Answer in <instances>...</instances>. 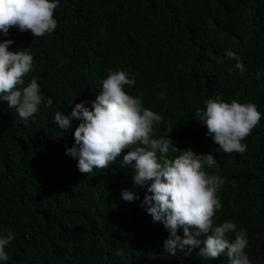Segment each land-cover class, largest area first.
Wrapping results in <instances>:
<instances>
[{
  "label": "trees",
  "instance_id": "16d2710c",
  "mask_svg": "<svg viewBox=\"0 0 264 264\" xmlns=\"http://www.w3.org/2000/svg\"><path fill=\"white\" fill-rule=\"evenodd\" d=\"M53 16L51 35L10 27L0 36L13 41L9 51L31 52L24 86L35 79L42 96L23 123L0 102V235H13L6 264H229L224 256L206 261L197 249L162 252L167 232L139 206L145 190L133 189L132 170H121L119 158L86 174L64 154L79 121L61 132L54 113L81 102L90 108L101 80L117 70L135 79L124 90L163 117L157 138L171 127L177 149L214 156L217 167L206 171L225 182L213 223L244 229L251 264H264V0H59ZM226 50L240 56L243 73ZM216 97L251 102L261 113L242 155L213 152L196 121V109ZM122 189L139 200L122 201Z\"/></svg>",
  "mask_w": 264,
  "mask_h": 264
},
{
  "label": "clouds",
  "instance_id": "9594fccd",
  "mask_svg": "<svg viewBox=\"0 0 264 264\" xmlns=\"http://www.w3.org/2000/svg\"><path fill=\"white\" fill-rule=\"evenodd\" d=\"M58 6L59 0H0V36H7L10 27L32 37L51 35L57 26L53 13ZM12 43L10 39L0 41V102L14 110L23 123L37 113L42 96L35 79L24 86L23 77L33 67L31 52L9 51ZM224 54L235 62L237 72H244L239 55L230 50ZM134 85L135 79L128 73L109 71L90 108L81 102L68 114L56 111L53 121L61 132L71 128L73 120L79 121L72 131L73 145L66 147L64 154L76 161L80 173L106 169L118 158L121 170L130 168L133 189L145 190L139 206L167 232L162 252L175 256L177 251L188 254L197 249V256L206 261L224 256L229 264H251L245 252L248 240L244 229L237 231L230 220L213 223L212 218L222 208L217 193L225 182L206 171L217 167L216 159L211 153L177 149L167 136L171 127L157 138L155 129L163 117L143 107L141 96L124 90L125 86ZM163 98L161 94L160 99ZM204 105L196 109L195 117L206 128L205 136L217 146L213 152L244 154L247 144L241 141L261 119L256 105L236 100L224 102L219 97L206 99ZM255 140L261 146L260 140ZM170 152L176 155L169 158ZM120 199L130 203L139 197L134 190L122 189ZM178 230L182 236L177 235ZM229 232L234 233L231 241L227 238ZM12 239L11 232L0 235V264L9 260L6 248Z\"/></svg>",
  "mask_w": 264,
  "mask_h": 264
}]
</instances>
